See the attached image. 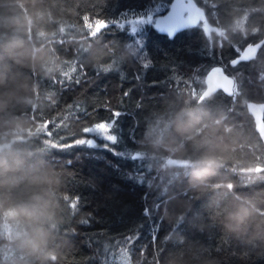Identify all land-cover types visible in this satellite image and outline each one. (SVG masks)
Returning a JSON list of instances; mask_svg holds the SVG:
<instances>
[{"label": "trees", "instance_id": "16d2710c", "mask_svg": "<svg viewBox=\"0 0 264 264\" xmlns=\"http://www.w3.org/2000/svg\"><path fill=\"white\" fill-rule=\"evenodd\" d=\"M197 2L220 35L145 26L138 48L127 25L99 20L170 0H0V156L19 162L0 177V264H101L105 245L128 264H264V141L248 109L264 103V48L230 63L264 37V0ZM216 64L235 93L199 100ZM113 112L125 155L46 149ZM206 156L218 166L204 171ZM21 208L32 214L13 215Z\"/></svg>", "mask_w": 264, "mask_h": 264}, {"label": "snow or ice", "instance_id": "6c2138e0", "mask_svg": "<svg viewBox=\"0 0 264 264\" xmlns=\"http://www.w3.org/2000/svg\"><path fill=\"white\" fill-rule=\"evenodd\" d=\"M195 4L191 2V0H170V3L167 4H158L153 8L148 9L146 12H142L139 15L129 16L128 13H122L121 18L119 20H99L100 30L109 28L112 25H115L120 30H124L125 26H128L129 33L135 37L134 43L138 48H142L143 46V37L142 30L145 26H152L160 32L166 33L169 38L174 37V35L182 30L189 29L193 24L194 20L188 13L195 8ZM91 23H95L91 21ZM95 35V33H92ZM264 48V42H253L248 46L247 49H239L235 48L237 53V57L230 61L233 68L236 65L240 64L244 59H247L245 56L242 59V54L247 52L250 49L260 50ZM150 62H144L143 66L145 68L149 67ZM75 70V67L72 68V71ZM105 71L108 69L105 68ZM66 77L70 78L69 73H64ZM207 80L210 85H213L215 90H222L227 95H231L230 85L234 86L235 81L227 75H224V70L221 67L214 68L208 75ZM79 82V81H77ZM203 82V81H200ZM193 95H196V90L192 89ZM203 99V97H201ZM120 112H113L108 119H102L96 122L94 125L83 128V133L85 136L80 139H76L73 144H59L56 141L46 140L45 147L48 148H67L74 147L77 145L87 146L89 148H98L102 147L106 151L112 152L113 155H125L123 152H117L112 145L118 143V134H117V121L120 117ZM100 125H103V129H101ZM262 131H264V117H262ZM44 134L51 137L52 133L48 131V122H45L44 125ZM104 141L105 143L97 144L96 140ZM133 160H137L138 157L134 155L132 152L127 153ZM143 181V177H135ZM66 199H69L66 197ZM79 202V197L74 198L69 203V207L71 209H75L76 205ZM150 215L149 209L145 208L144 216L148 217ZM82 223H87V221H83ZM137 235H130L125 237L122 243L130 246L135 243V240L138 239ZM103 252L105 254L104 259L101 261V264H113V261L123 262L129 256L127 250L123 252L116 253L110 251L109 245H105L103 248Z\"/></svg>", "mask_w": 264, "mask_h": 264}, {"label": "water", "instance_id": "95a60500", "mask_svg": "<svg viewBox=\"0 0 264 264\" xmlns=\"http://www.w3.org/2000/svg\"><path fill=\"white\" fill-rule=\"evenodd\" d=\"M191 2L194 3L196 7L188 13V15L191 16L193 18V20H194V22L190 26V28H192V27H201L205 31V33L207 34L208 37H211L213 32H215L218 35L221 34V27L218 24H215V23L211 22V20L209 19L208 15L206 13L205 8L202 5H200L197 2V0H191ZM156 31L159 32V33L167 35L166 33L160 32L157 29H156ZM259 42H264V37ZM250 44H252V43H250ZM250 44L246 45L243 49H247ZM259 51L256 50V49H250L247 52L242 54V59H244L245 56L247 57V59H244V61L253 59V58H255L257 56ZM236 57H234L233 59H235ZM216 67L223 68L224 75L229 76L230 78H232L235 81L234 86L230 85V89H231V93H232L230 96L234 95L235 90H236V85H237L236 78L232 74H230V73H228L226 71L224 65L216 64V65H213L207 71V73L205 75L206 87H205L204 91L201 93V95L199 96V100H201V97L205 98V97H208V96L216 93L217 91H219V90H215L213 85H210L208 83V80H207V75ZM248 109H249V112H250V114L252 115V117L254 119L255 128H256L257 132L260 134L261 138L264 141V131H262V117H264V103L257 102V101H252V102L249 103ZM168 161L172 162L173 159L170 158Z\"/></svg>", "mask_w": 264, "mask_h": 264}, {"label": "clouds", "instance_id": "9594fccd", "mask_svg": "<svg viewBox=\"0 0 264 264\" xmlns=\"http://www.w3.org/2000/svg\"><path fill=\"white\" fill-rule=\"evenodd\" d=\"M18 163H19L18 161L10 162L7 157L0 156V177H3L7 172L12 170L16 165H18ZM218 164H219V161L214 156H206L200 161V167L204 171L217 167ZM16 214L31 215L32 213L27 208H21L18 210H13V215H16ZM25 243L30 245L34 250L38 247V243L34 240H27L25 241Z\"/></svg>", "mask_w": 264, "mask_h": 264}, {"label": "rangeland", "instance_id": "374dc122", "mask_svg": "<svg viewBox=\"0 0 264 264\" xmlns=\"http://www.w3.org/2000/svg\"><path fill=\"white\" fill-rule=\"evenodd\" d=\"M98 26H94V29L97 30ZM220 35V34H219ZM101 129H103V125H100ZM122 264H128L127 261L121 262Z\"/></svg>", "mask_w": 264, "mask_h": 264}]
</instances>
